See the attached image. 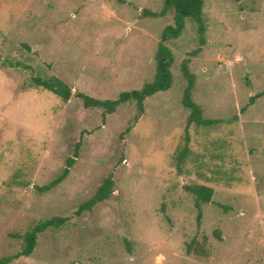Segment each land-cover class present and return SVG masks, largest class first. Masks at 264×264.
<instances>
[{
    "label": "rangeland",
    "instance_id": "rangeland-1",
    "mask_svg": "<svg viewBox=\"0 0 264 264\" xmlns=\"http://www.w3.org/2000/svg\"><path fill=\"white\" fill-rule=\"evenodd\" d=\"M202 1V32L186 18L164 41L171 86L146 97L134 120L133 101L103 119L101 108L62 100L31 77L54 75L99 99L142 87L173 23L172 9L146 12L163 0H0V257L21 249L14 234L67 216L5 264H264V0ZM183 60L203 116L222 122L189 126L191 153L178 172ZM79 139L67 177L38 192ZM109 173L110 197L75 214ZM187 184L210 186V200L196 205Z\"/></svg>",
    "mask_w": 264,
    "mask_h": 264
},
{
    "label": "trees",
    "instance_id": "trees-1",
    "mask_svg": "<svg viewBox=\"0 0 264 264\" xmlns=\"http://www.w3.org/2000/svg\"><path fill=\"white\" fill-rule=\"evenodd\" d=\"M202 5V0H163V6L159 11H146L148 12V15L152 17H160L163 16L167 10L172 9L173 23L165 25L160 33V41L157 44L154 54L155 73L153 79L150 82L143 84V86L138 89L121 91L112 99H99L83 92H72L71 88L65 82L54 75L45 78L41 76H33L31 77V84L49 90L62 100H67L70 96H75L81 100L84 107L101 108L103 119L106 114L112 113L120 104L127 101H133L138 110V114L134 116L135 120L138 118L139 114L143 112V100L146 97L157 91L166 90L171 86L172 73L170 71V66L173 61V56L171 50L164 44V41L170 38H175L181 33L186 18L196 21L199 25V31L202 32ZM181 72L186 79V84L183 87L181 94V103L187 109L188 113L183 129V143L176 150L174 155V165L178 172L182 171V164L188 159L191 153L188 146L189 126L214 127L222 122L221 119L203 116L201 106L193 100L192 88L194 75L189 71L186 60L181 62ZM260 94H264V90L259 93V95ZM256 96H258V94L249 96L247 104H251ZM246 106L247 105L242 106L241 111H243ZM129 129L130 126H127L125 131L127 132ZM80 145L81 139L74 143L72 155L65 159L64 167L54 178L45 184L34 186L38 192L50 191L67 177L70 168L75 162V158L78 156ZM113 188L114 179L112 174L109 173L101 179L91 196L79 203L75 214H80L83 211H90L97 203L108 199L112 194ZM184 188L193 195L196 205L208 202L213 192L210 186L202 184H187ZM66 220L67 216L54 215L36 221L22 234H14L22 239V247L15 253L0 257V264L9 263L20 256L29 255L36 244L39 233L47 228L58 227ZM191 249V245H187L186 250L189 252Z\"/></svg>",
    "mask_w": 264,
    "mask_h": 264
}]
</instances>
